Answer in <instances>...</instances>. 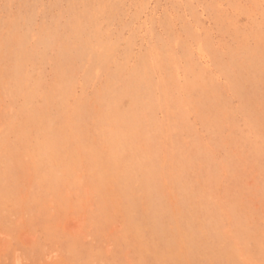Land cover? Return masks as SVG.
I'll list each match as a JSON object with an SVG mask.
<instances>
[{"label":"rangeland","instance_id":"1","mask_svg":"<svg viewBox=\"0 0 264 264\" xmlns=\"http://www.w3.org/2000/svg\"><path fill=\"white\" fill-rule=\"evenodd\" d=\"M0 264H264V0H0Z\"/></svg>","mask_w":264,"mask_h":264}]
</instances>
